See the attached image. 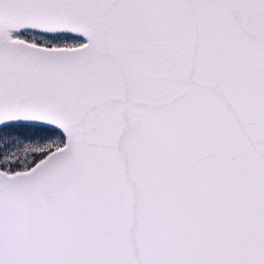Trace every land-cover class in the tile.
Listing matches in <instances>:
<instances>
[{
    "label": "snow or ice",
    "instance_id": "6c2138e0",
    "mask_svg": "<svg viewBox=\"0 0 264 264\" xmlns=\"http://www.w3.org/2000/svg\"><path fill=\"white\" fill-rule=\"evenodd\" d=\"M0 264H264V0H0Z\"/></svg>",
    "mask_w": 264,
    "mask_h": 264
}]
</instances>
